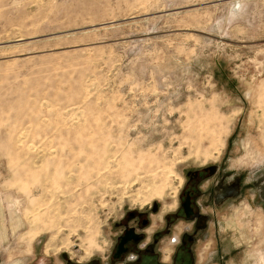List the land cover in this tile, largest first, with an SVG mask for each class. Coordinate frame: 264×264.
I'll return each mask as SVG.
<instances>
[{"label":"rangeland","instance_id":"rangeland-1","mask_svg":"<svg viewBox=\"0 0 264 264\" xmlns=\"http://www.w3.org/2000/svg\"><path fill=\"white\" fill-rule=\"evenodd\" d=\"M209 166L248 185L201 264H261L264 0H0V264L105 260Z\"/></svg>","mask_w":264,"mask_h":264},{"label":"flooded vegetation","instance_id":"flooded-vegetation-1","mask_svg":"<svg viewBox=\"0 0 264 264\" xmlns=\"http://www.w3.org/2000/svg\"><path fill=\"white\" fill-rule=\"evenodd\" d=\"M231 172L216 166L189 172L173 213L158 220H154L159 216L157 206L128 213L116 226L118 232L107 258L87 264H201V241L211 227L220 228L217 212L240 199L248 185L243 176ZM261 179L253 186L262 194ZM65 264L80 263L66 259Z\"/></svg>","mask_w":264,"mask_h":264},{"label":"bare ground","instance_id":"bare-ground-1","mask_svg":"<svg viewBox=\"0 0 264 264\" xmlns=\"http://www.w3.org/2000/svg\"><path fill=\"white\" fill-rule=\"evenodd\" d=\"M15 219H17V218H15ZM14 220V219H13ZM18 220V219H17ZM15 221V220H14ZM260 261H261V264H264V258L263 257H261V259H260ZM259 261V262H260Z\"/></svg>","mask_w":264,"mask_h":264}]
</instances>
